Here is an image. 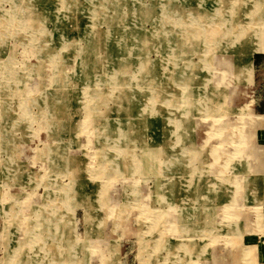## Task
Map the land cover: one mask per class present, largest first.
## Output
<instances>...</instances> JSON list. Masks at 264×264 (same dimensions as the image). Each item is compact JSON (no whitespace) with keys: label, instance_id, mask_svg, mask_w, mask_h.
<instances>
[{"label":"rangeland","instance_id":"rangeland-1","mask_svg":"<svg viewBox=\"0 0 264 264\" xmlns=\"http://www.w3.org/2000/svg\"><path fill=\"white\" fill-rule=\"evenodd\" d=\"M253 53L264 0H0V264H264Z\"/></svg>","mask_w":264,"mask_h":264},{"label":"crops","instance_id":"crops-1","mask_svg":"<svg viewBox=\"0 0 264 264\" xmlns=\"http://www.w3.org/2000/svg\"><path fill=\"white\" fill-rule=\"evenodd\" d=\"M250 57V65L252 69V82L250 83L251 85L249 88L250 99L252 101L251 109L254 114L259 116V125L256 128L257 139L260 145L264 146V54L253 53ZM262 184V201H264V181Z\"/></svg>","mask_w":264,"mask_h":264},{"label":"bare ground","instance_id":"bare-ground-1","mask_svg":"<svg viewBox=\"0 0 264 264\" xmlns=\"http://www.w3.org/2000/svg\"><path fill=\"white\" fill-rule=\"evenodd\" d=\"M21 21V20H20ZM245 145V144H244ZM251 150H250V153H248V154H246V153H243V155L246 157V159L248 160V159H250V157H252V155L253 154H251ZM257 153V152H256ZM245 161V160H244ZM254 169H256L257 170V167L255 166V168ZM42 247V246H41ZM39 249V248H38ZM40 250V249H39ZM52 252V251H51ZM44 253H46V252H44Z\"/></svg>","mask_w":264,"mask_h":264}]
</instances>
